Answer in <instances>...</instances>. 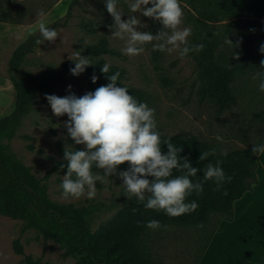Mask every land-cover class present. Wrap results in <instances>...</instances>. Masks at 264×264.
I'll list each match as a JSON object with an SVG mask.
<instances>
[{"label": "rangeland", "instance_id": "374dc122", "mask_svg": "<svg viewBox=\"0 0 264 264\" xmlns=\"http://www.w3.org/2000/svg\"><path fill=\"white\" fill-rule=\"evenodd\" d=\"M18 19L11 23H0V120L10 117L16 104V91L12 77L23 84L32 83L49 73L60 70L66 63H74L75 53L85 46L106 42L120 53L102 58L111 66L125 71L124 84L143 91L148 96V106L155 109L157 131L160 135H194L209 143L222 155L252 148L264 143V92L259 90V80L253 73L238 77L231 84L237 104L221 116L215 114L207 102H200V51H192L181 57L179 51L160 52L154 56L153 43L144 45V52L137 56L123 54L125 41L113 38L114 23L107 12L106 0H8ZM216 0H179L183 9L181 29L190 28L188 45L205 42L211 34H217L227 22H209L205 16ZM131 0H118L122 19L131 15ZM151 6V5H149ZM45 15L41 17L39 13ZM147 26L137 28L149 31L152 19L141 13H133ZM44 20L46 26L55 29L56 41L38 45L22 63L19 70L10 72L16 51L23 45L40 39L38 24ZM71 58V59H69ZM87 70L79 76L68 74L47 93H38L31 106L20 117L11 139L4 137L0 143L7 154L25 168L45 187L50 202L58 207L76 210L88 209L90 216L86 228L94 238L100 239L102 228L111 227L119 213L129 207L122 180L118 176L97 181L96 196L88 199H65L60 187L63 172L55 171L57 161L62 160L66 150H83L67 134L64 122L67 115L53 114L45 94L64 97L71 91L78 97L91 91ZM223 137L218 142L215 137ZM34 147V151L28 149ZM226 153V154H225ZM94 174H97L93 171ZM75 178V177H73ZM248 180V184H252ZM228 214H213L203 227L151 230L146 243L151 253L164 264H197L212 235L218 230ZM108 238V237H107ZM20 246L23 254L16 252ZM40 264H79L77 255L62 242L47 238L29 220L13 219L0 213V264H25L26 258Z\"/></svg>", "mask_w": 264, "mask_h": 264}, {"label": "trees", "instance_id": "16d2710c", "mask_svg": "<svg viewBox=\"0 0 264 264\" xmlns=\"http://www.w3.org/2000/svg\"><path fill=\"white\" fill-rule=\"evenodd\" d=\"M211 7L213 8L205 16L206 20L227 23L217 34L206 36L204 47L200 51L202 88L199 100L201 103L207 101L215 114L221 116L237 104L231 84L247 73L264 71V68L260 67L264 54L259 51L260 45L264 43V0H216ZM17 19L18 14L13 12L9 1L0 0V23H11ZM161 27L158 22L152 20L149 32L156 34ZM227 38L238 46L227 45L225 43ZM36 40L16 51L10 72L19 70L25 58L38 46ZM233 52L239 53V60L233 58ZM153 53L154 56L158 55V51ZM81 54L89 56L92 63L87 70L91 91L109 83L107 76L101 72L102 65L106 63L102 57L119 56L120 53L110 48L106 42H100L97 45L85 46ZM74 66V63H66L60 70L29 84H23L18 77H12L11 81L16 91L15 110L10 117L0 120V140L4 137L11 139L20 117L31 106L34 97L38 93L51 91L56 83L63 81L70 74L69 69ZM117 71L120 73L117 86L127 87L129 94L138 102L148 104L149 98L143 91L124 84L123 69L111 66L107 75ZM93 74L99 78L96 83L91 81ZM161 138L170 140L178 148L183 147L181 157H188L192 165L199 169L196 177L190 179L194 183L200 181L203 191L199 195L193 192L186 198V202L195 201L199 205L191 213L170 217L164 210L146 209L144 207L146 201L139 202L133 198L129 207L119 213L111 227L102 228L98 240L90 234L85 225L90 216L89 210L58 207L50 202L41 182L27 168L16 163L1 143L0 213L13 219L29 220L45 237L66 243L77 255L79 264H164L155 259L147 246L146 235L152 230L145 226L147 222L158 220L162 225L160 229H165L197 227L201 223L205 226L213 214H228L230 216L226 219H231L234 202L241 199L257 183L258 155L252 154V148L226 155L216 151L214 156L199 161L202 152L213 149L206 141L189 134L161 135ZM162 148L167 151L166 146L162 145ZM28 149L34 151L33 146H29ZM217 160L221 162L220 166L225 176L232 178L224 182L219 189L214 181L203 179L207 163L215 164ZM62 164L65 167H61ZM66 164L63 155L62 160L56 162L54 170L66 174ZM127 168L128 164L125 163L120 165L119 170H127ZM92 171L103 175V171L95 167ZM181 174L180 170H173V176ZM248 180H252L253 183L248 184ZM16 252L23 254L22 248L18 245ZM25 264H40V262H34L27 257Z\"/></svg>", "mask_w": 264, "mask_h": 264}, {"label": "clouds", "instance_id": "9594fccd", "mask_svg": "<svg viewBox=\"0 0 264 264\" xmlns=\"http://www.w3.org/2000/svg\"><path fill=\"white\" fill-rule=\"evenodd\" d=\"M117 3L118 0H106V9L114 21L109 25L110 29H114L111 36L125 41L123 54L130 57L140 55L145 50L144 45L154 41L153 51H179L181 57L203 49V44L189 46L191 29L179 27L183 21L179 0H131L129 7L132 14L139 12L162 26L156 34L137 30L138 26L147 25L142 24L135 15L131 14L127 20H123ZM39 15L43 17L45 13L41 11ZM38 31L41 35L36 40L38 45L45 41L54 43L59 36L55 29L46 26L44 20L39 22ZM225 43L238 46L229 38ZM259 51L264 54V43ZM232 56L237 60L240 58L239 53L233 52ZM71 60L75 64L69 69L73 76H79L92 65L89 56H83L79 51L75 53V60ZM110 67L109 63L102 65L101 72L107 76L109 83L95 91L78 97L71 91L72 86L68 85L69 94L64 97L45 94L55 116L67 115L64 127L71 140L76 145L84 146L83 150L72 151L65 147L67 173L60 185L63 197L79 199L86 196L93 199L97 192V181L104 182L105 178L115 175L122 180L126 197L146 201V209L164 210L170 217L195 211L199 205L195 201L186 202V198L193 192L199 195L203 191L200 181L194 183L190 179L196 177L199 169L192 165L188 157H181L183 147L178 148L170 140H162L157 131L155 109L147 103L138 102L129 94L127 87L117 86L120 73L117 71L107 75ZM260 67L264 68V60H261ZM98 79L95 74L91 77L92 83ZM253 79L259 80V90L264 92V71H257ZM215 139L223 141L219 135ZM162 145L166 146V152ZM251 151L255 156L264 153V144L253 145ZM215 154V148L204 151L199 161H205ZM125 163L128 164L127 170H119L120 165ZM220 164L219 160L215 164L207 163L203 176L204 181H214L218 189L232 179L225 176ZM93 167L102 170L103 175L94 174ZM173 170H180L182 174L173 176ZM145 226L152 230L162 227L158 220H151ZM203 226V223L197 225L199 228Z\"/></svg>", "mask_w": 264, "mask_h": 264}, {"label": "crops", "instance_id": "0c3cea01", "mask_svg": "<svg viewBox=\"0 0 264 264\" xmlns=\"http://www.w3.org/2000/svg\"><path fill=\"white\" fill-rule=\"evenodd\" d=\"M257 183L233 204L198 264H264V153L257 156Z\"/></svg>", "mask_w": 264, "mask_h": 264}]
</instances>
